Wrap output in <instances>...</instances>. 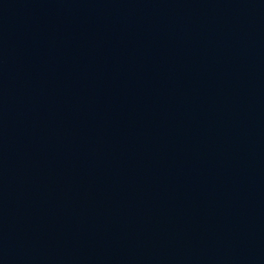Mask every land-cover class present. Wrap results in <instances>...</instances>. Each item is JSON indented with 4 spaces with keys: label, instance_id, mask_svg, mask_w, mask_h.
Here are the masks:
<instances>
[{
    "label": "water",
    "instance_id": "1",
    "mask_svg": "<svg viewBox=\"0 0 264 264\" xmlns=\"http://www.w3.org/2000/svg\"><path fill=\"white\" fill-rule=\"evenodd\" d=\"M0 264H264V0H0Z\"/></svg>",
    "mask_w": 264,
    "mask_h": 264
}]
</instances>
